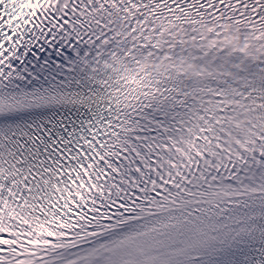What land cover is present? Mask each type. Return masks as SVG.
Instances as JSON below:
<instances>
[{
  "label": "snow or ice",
  "instance_id": "6c2138e0",
  "mask_svg": "<svg viewBox=\"0 0 264 264\" xmlns=\"http://www.w3.org/2000/svg\"><path fill=\"white\" fill-rule=\"evenodd\" d=\"M0 264H264V0H0Z\"/></svg>",
  "mask_w": 264,
  "mask_h": 264
}]
</instances>
